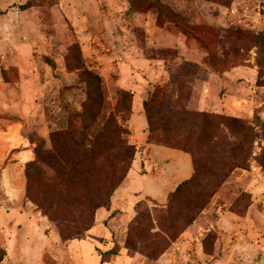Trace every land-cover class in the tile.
I'll use <instances>...</instances> for the list:
<instances>
[{
    "label": "rangeland",
    "instance_id": "obj_1",
    "mask_svg": "<svg viewBox=\"0 0 264 264\" xmlns=\"http://www.w3.org/2000/svg\"><path fill=\"white\" fill-rule=\"evenodd\" d=\"M87 70L101 77L105 104L90 133L114 113L135 146L120 184L111 181L125 174L117 149L97 148L86 188L70 187L67 154L46 159L71 119L82 128L75 114L93 86ZM147 101L170 129L152 144L198 137L205 114L227 168L240 149L249 155L200 213L188 210V193L172 208L148 195L133 204L142 191L163 197L183 181L175 172L184 162L150 156ZM263 149L264 0H0V264H264ZM214 178L206 177L213 192ZM118 190L120 208L129 201L111 257L105 221Z\"/></svg>",
    "mask_w": 264,
    "mask_h": 264
},
{
    "label": "trees",
    "instance_id": "obj_2",
    "mask_svg": "<svg viewBox=\"0 0 264 264\" xmlns=\"http://www.w3.org/2000/svg\"><path fill=\"white\" fill-rule=\"evenodd\" d=\"M86 76L91 80L93 86L89 85V93H88V102L84 107L83 112H78L75 114L76 118H79L82 122L81 130L77 128L76 124L73 120H70L69 126L56 134L53 141L57 142V145L53 143L52 149L50 152H47L46 159L50 160L55 157L54 153L59 152L56 156L60 159L61 155L67 156L62 159L61 163L66 165H70V174L65 178H71L75 180L73 186L76 188H86L92 180V168L91 165H94L96 161V157L98 156L97 148L100 147H108L109 149H117L116 160L120 163H124L126 168L124 169V175L120 177H115L116 173H113L111 176V181L113 183H121L129 173L132 167V163L134 161L135 156V146L131 145L129 141L125 138V135L128 133L124 126L118 122L114 113L108 115L106 122L101 126L100 130L95 134L94 132L90 133L91 127H95L98 122V117L100 115V110L103 109V87H102V79L99 75L93 74L91 71H86ZM150 101H147L144 104V110L147 117L149 135L148 140H152L154 135L159 131L165 134L166 131H170L168 127V120L164 117L163 119H159L156 115L160 114L158 107H152ZM228 125L230 127L233 126L234 129L239 128V133H244L247 128L241 123L238 119L233 117L226 118ZM202 126L201 130H203V134L198 137H188L185 140L178 142L170 139L168 137H163L162 142L164 147L170 149H178L181 150L191 156L192 166H193V174L189 179L181 182L174 192H171L168 196L169 207L172 208L173 204L177 202L176 200L185 193L190 194L189 202L192 204L189 211L193 210L196 213H200L203 211L210 202V199L215 195L216 192L215 186H220L225 180L229 177L230 172H232L236 168L247 169L249 155L247 154L246 149H240L238 154H233V161L237 163L234 164L232 168H227L228 164L223 162L222 158L214 149L215 145L211 142L207 130L212 128L213 120L206 117L205 114L201 115ZM102 122V120H101ZM98 128V127H97ZM246 129V130H245ZM150 144H152L150 142ZM59 148V150H58ZM63 150V151H62ZM207 157H209L207 162L204 160L205 153ZM264 160V149L261 154ZM35 166L32 162H27L25 166V177L27 183L31 182V168L30 166ZM124 166V167H125ZM204 166V167H203ZM203 167V170H202ZM114 170L117 168V164L113 165ZM226 169V171H225ZM228 170V171H227ZM67 172V170L65 171ZM65 172H63V176H65ZM210 175L212 177H216L215 182L210 183L209 185L214 186V192L209 191L206 177ZM204 183L205 186H204ZM115 191V189H114ZM113 191V192H114ZM30 192V188H27V193ZM37 202V200H36ZM41 203V202H39ZM138 204H141L139 202ZM40 205V204H38ZM120 213V211H113L110 217L105 221V226L113 236L114 247L110 251H108V256H116L118 255V251H114V248L118 245L116 234L117 227H121V222L119 223L116 220V216ZM193 218L192 221H194ZM112 251V253H111ZM114 251V252H113ZM105 253V254H107ZM110 257V259H111ZM110 259L107 257L104 258L103 255V263L108 262Z\"/></svg>",
    "mask_w": 264,
    "mask_h": 264
},
{
    "label": "crops",
    "instance_id": "obj_3",
    "mask_svg": "<svg viewBox=\"0 0 264 264\" xmlns=\"http://www.w3.org/2000/svg\"><path fill=\"white\" fill-rule=\"evenodd\" d=\"M150 149H151V157H152V155L155 153V152H164L166 155H170L171 157H173V159L175 158H177V159H179L181 162H184V166L183 167H179V168H177V171L175 172V177L177 178V179H183V181L184 180H186V179H189L191 176H192V169H193V167H192V169H191V167H190V165L188 164V154H186V153H184L183 154V156L181 157L180 155H181V152L180 151H178V150H175V149H170V148H165V147H163V146H158V145H154V144H150ZM185 162H186V165H185ZM182 181V182H183ZM161 190V189H160ZM160 190H158L157 188H156V190H152L151 192L150 191H142L141 192V194H139V197L138 196H135V201H133V204H136V203H138V202H141L142 201V199H143V197H146L147 195L149 196V197H153V199H158V200H160V202H165L167 199H168V196H169V194L171 193V192H168L167 191V193H165L164 195H163V197H161L160 196ZM157 191V192H156ZM174 191V190H173ZM120 195V196H119ZM121 196H122V193H121V190H118V192H116V196L113 198V200H112V204H111V209L113 210V211H119V209L120 210H123V206H124V203L125 202H128L129 200H126L124 203H122L121 205V208H120V198H121ZM124 200V199H123Z\"/></svg>",
    "mask_w": 264,
    "mask_h": 264
}]
</instances>
